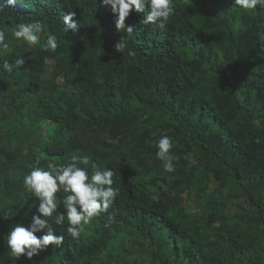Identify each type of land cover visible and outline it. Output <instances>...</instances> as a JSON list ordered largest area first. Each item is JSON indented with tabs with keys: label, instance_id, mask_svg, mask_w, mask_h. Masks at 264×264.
<instances>
[{
	"label": "trees",
	"instance_id": "trees-1",
	"mask_svg": "<svg viewBox=\"0 0 264 264\" xmlns=\"http://www.w3.org/2000/svg\"><path fill=\"white\" fill-rule=\"evenodd\" d=\"M3 4L0 64H25L0 69V264H264V7L175 0L165 29L133 11L127 37L102 0ZM70 11L79 31L64 33ZM33 21L42 42L57 36L55 52L12 37ZM161 134L175 145L172 173L156 157ZM74 153L114 169L118 198L78 240L53 223L62 247L15 260L7 233L38 203L24 175Z\"/></svg>",
	"mask_w": 264,
	"mask_h": 264
},
{
	"label": "clouds",
	"instance_id": "clouds-1",
	"mask_svg": "<svg viewBox=\"0 0 264 264\" xmlns=\"http://www.w3.org/2000/svg\"><path fill=\"white\" fill-rule=\"evenodd\" d=\"M15 3V0H5ZM103 5L111 6L115 16L116 30L133 35V27L126 25V19L135 11L145 13L144 25H151L155 29H165L170 19L175 14V0H102ZM235 4L242 10H256L257 5L264 7V0H235ZM3 0H0V13L5 10ZM75 12L70 11L63 17L64 33L72 30L79 31V25L75 21ZM43 25L40 21L19 23L11 31L12 37L18 43H24L31 47H40L44 51L55 52L58 49V39L54 34H47L42 42ZM128 44L125 36L114 45L117 53H124ZM10 43L6 38V30L0 29V56L7 53ZM25 64L23 57H18L14 63L3 60L0 69L11 74L14 69ZM156 157L162 161L163 169L167 173L175 171L172 150L175 145L168 135L161 134L155 142ZM116 175L113 168L99 165L91 155L74 153L62 164L44 170L34 167L24 175L22 184L26 191L30 192L38 203H34L35 214L31 217L28 227L22 223H16L7 233V246L11 257L15 260L21 257L32 259L47 250L51 245L60 248L64 245L65 236L55 234L53 223L56 225H68L67 234L78 240L85 232L94 218L108 213V210L118 198L119 189L113 187ZM58 193H63L58 197ZM63 206V211H58ZM50 219L52 223H50ZM114 219L109 214V220ZM37 233H43L37 236Z\"/></svg>",
	"mask_w": 264,
	"mask_h": 264
}]
</instances>
